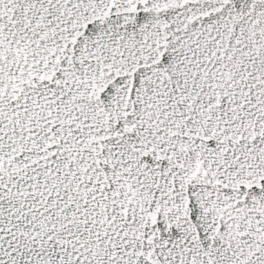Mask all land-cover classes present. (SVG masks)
<instances>
[{
  "label": "snow or ice",
  "instance_id": "1",
  "mask_svg": "<svg viewBox=\"0 0 264 264\" xmlns=\"http://www.w3.org/2000/svg\"><path fill=\"white\" fill-rule=\"evenodd\" d=\"M0 264H264V0H0Z\"/></svg>",
  "mask_w": 264,
  "mask_h": 264
}]
</instances>
